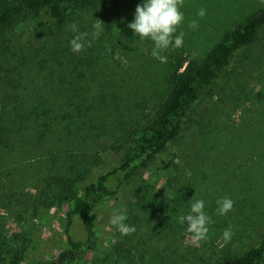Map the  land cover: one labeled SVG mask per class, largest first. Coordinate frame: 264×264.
I'll list each match as a JSON object with an SVG mask.
<instances>
[{"label": "rangeland", "instance_id": "obj_1", "mask_svg": "<svg viewBox=\"0 0 264 264\" xmlns=\"http://www.w3.org/2000/svg\"><path fill=\"white\" fill-rule=\"evenodd\" d=\"M141 3L96 0L59 23L38 14L0 38V264H48L56 257L74 205L58 198L70 175L81 188L120 163L128 145L122 129L166 96L172 69L202 58L264 8V0H184L177 31L184 32L183 46L163 53L161 63L151 55L153 42L128 27ZM97 18L105 24L101 36L73 53L68 25L91 32ZM59 90L71 100L66 111L55 102L50 112ZM223 197L234 207L220 216L216 201ZM196 199L205 201L214 223L206 240L194 242L179 217ZM121 210L136 228L131 235L110 223ZM94 217L96 247L77 264H210L264 238V27L196 103L183 133L98 205ZM229 226L234 235L225 241ZM75 230L83 233L78 220Z\"/></svg>", "mask_w": 264, "mask_h": 264}, {"label": "trees", "instance_id": "obj_2", "mask_svg": "<svg viewBox=\"0 0 264 264\" xmlns=\"http://www.w3.org/2000/svg\"><path fill=\"white\" fill-rule=\"evenodd\" d=\"M95 1L0 0V38L22 19L44 14L59 23L66 19L68 13L73 15L83 12ZM263 27L264 8L236 26L202 58L187 59L185 65H176L169 75L166 96L157 102L151 112L139 117L126 133L122 129V136H127L128 145L127 153L120 163L81 188L74 187L73 180L76 178L70 175L58 196L60 200L71 198L74 204L67 212L62 226L66 246L48 264H77L82 259L84 261L88 259L89 253L96 247L94 214L97 206L116 197L129 180L144 170L159 153L183 133L196 103L228 69L236 52L255 42ZM62 96L59 90L57 96L49 102L48 111L58 109L54 105L55 102L61 104L59 109L66 111L65 104H69L71 99L64 97L61 99ZM1 107L0 97V113ZM81 108L78 102L76 109L80 111ZM85 165L84 161L82 166ZM76 220L81 224L82 234L75 230ZM210 264H264V238L241 255L229 252L213 259Z\"/></svg>", "mask_w": 264, "mask_h": 264}, {"label": "clouds", "instance_id": "obj_3", "mask_svg": "<svg viewBox=\"0 0 264 264\" xmlns=\"http://www.w3.org/2000/svg\"><path fill=\"white\" fill-rule=\"evenodd\" d=\"M184 0H143V3L137 4L134 14V20L128 24L143 41L150 39L153 42L151 55L161 63L167 62V57L163 55L167 50L181 48L184 43V32L177 34L178 28L184 21V13L180 10L183 7ZM200 18L206 15V9L201 7L197 13ZM104 22L96 19L93 23V31H80L78 22L68 25V29L73 33L69 41L70 50L73 53H81L86 48L92 47V42L97 40L103 30ZM198 21L193 20L189 27L195 30L198 27ZM216 214L220 216L227 215L233 210L234 201L229 197H223L216 201ZM205 201L196 199L190 206V212L179 217L181 224H187V232L192 234L194 242L207 239L209 225L214 223L211 216L205 211ZM127 220L126 210L114 211L111 218V225L115 226L122 236H128L136 231L134 225L125 223ZM234 235L232 227L229 226L223 232L225 241L231 240Z\"/></svg>", "mask_w": 264, "mask_h": 264}]
</instances>
